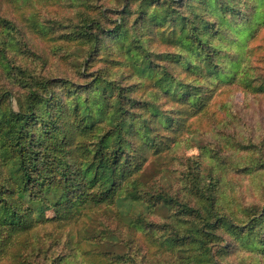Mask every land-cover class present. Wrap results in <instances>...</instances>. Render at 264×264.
Instances as JSON below:
<instances>
[{"label":"trees","instance_id":"1","mask_svg":"<svg viewBox=\"0 0 264 264\" xmlns=\"http://www.w3.org/2000/svg\"><path fill=\"white\" fill-rule=\"evenodd\" d=\"M12 1L32 12L25 18L14 16ZM131 3H137L135 25L139 22L150 31L152 25L171 23L174 41L191 58L186 55L183 58L186 74L183 80L176 82L166 75V85L155 81L166 94V101L171 102L165 104L173 107L171 116L159 108L151 107L150 112L141 99L130 95L128 87H111L105 77H97L94 82L90 78L81 85L82 90L96 87L93 90L96 95L84 99L82 113L78 100L73 107L68 104L73 95L72 82L33 76L21 66L13 65L9 52L18 47L15 35L20 41L25 38L24 27L18 23L28 22L32 33L40 37L48 36L47 29L69 24L70 29L59 34V38L69 47L86 45L91 55L105 38L122 32L127 35L121 12H126ZM210 8L214 11L212 15L217 16L215 24L205 18ZM41 9L52 10L53 27H46L35 18L33 11ZM234 9L230 1L224 0H198L196 4L193 0H0V260L18 246L22 236L43 222L40 219L45 211H52L54 216L43 223L61 228L76 223L88 206L107 207L114 202L117 205L119 197L143 204L148 210L163 206L178 211L183 226L164 242L168 248L183 251L178 264H243L232 260V254L224 250L231 241L226 230H232L236 240L243 241V249L251 247L249 252L255 256L257 251L263 252L264 241L260 237L264 229L263 166L251 157L245 159L232 152L208 154L206 147L187 158L177 156L176 151L181 143L177 133L185 126L189 112L201 117L200 123L202 117L215 115L207 104L212 82L199 81L195 86L186 81L191 74L208 76L210 81L217 79V87H228L236 75H241L239 85L242 83L258 96L264 95V83L250 85L246 81L250 69L241 67L239 74L226 71L220 65L219 51L213 46L223 35V28L233 30V24H255L254 12L249 13L245 23L240 18L234 22L229 18L237 14ZM230 34L236 35L232 31ZM137 44L141 46L138 41ZM239 57V49L234 50L232 59L237 62ZM143 70L138 69L142 73ZM56 83L62 85L60 91L53 88ZM16 85L26 91L24 103L17 110L11 102L7 109H2L1 104L7 98L4 95H10L11 86ZM114 89H117L115 96ZM59 94H66L64 101L57 100ZM156 94L158 91L153 95ZM94 110L109 119L104 128L95 122ZM160 114L168 125L175 126L173 130H167L168 125L162 126L160 121L165 119ZM37 122L41 128L34 129ZM138 124L142 126L138 128ZM225 142L229 144L227 139ZM251 144L254 146L249 138L248 151ZM129 146H134L132 157L133 152H126ZM149 150L158 157L176 156L183 186L175 192L148 184L141 186L142 163L136 162L145 160L140 154ZM241 176L247 177L260 193V206L251 209L236 197L233 180ZM142 219L139 216V222ZM12 255V264H18L21 253L16 250Z\"/></svg>","mask_w":264,"mask_h":264},{"label":"rangeland","instance_id":"2","mask_svg":"<svg viewBox=\"0 0 264 264\" xmlns=\"http://www.w3.org/2000/svg\"><path fill=\"white\" fill-rule=\"evenodd\" d=\"M224 1H230L235 6L234 10L237 14L229 17L233 18L234 22L240 18L242 23H245L250 12H254L256 21L255 24L248 26L233 24V30L223 28L220 40L213 44L219 51L220 65L226 68V71L231 70V73L238 74L243 70L241 67L248 68L250 69L246 80L248 84H262L264 83V0ZM197 2L198 0H193L194 4ZM17 3L12 1L10 4L14 16L25 18L32 12L28 8L18 6ZM136 8L137 3H131L126 12H121L125 16L123 23L127 35H123L122 32L117 36L105 38L98 50L91 55L88 54L89 47L87 48L86 45L69 47L59 38V34H64L63 32L70 29L69 24H62L53 30L47 29L48 36L40 37L32 33L28 22H20L18 24L24 27L25 38L20 41L15 35L18 47L9 52L11 61L13 65L21 66L33 76L50 80L63 78L72 82L73 95L68 99V104L73 107L75 100H78L82 113L86 104L84 99L93 98L96 95L93 92L96 87L89 86L82 90L81 85L86 84L90 78H93L94 82L97 77L108 79L111 87L115 85L128 87L130 95L141 99L142 104L149 106L150 112L152 108H159L163 112L171 113L173 107L165 106L171 102L166 101V94L155 85V81L158 83L162 81L166 85L168 82L166 75L176 82L183 80L186 76L183 71V58L188 53L170 34L171 23L152 25L150 31L139 22L135 25ZM51 12L50 9H41L33 11V14L46 27H53L51 22L55 16ZM209 12L211 15L205 12V18L215 24L218 21L217 16L212 15L214 12L212 8ZM107 25L112 26L108 21ZM231 31L236 35H231ZM236 49L240 52L237 62L232 59L233 51ZM128 52L130 53L127 54ZM140 68L144 69L143 73L138 71ZM240 76L236 75V79H232L234 81L228 87H217V79L210 81L208 76L198 77L197 73L187 78L186 81L194 83L195 86L199 85V81L212 82L207 95L209 96L207 104L211 106L215 115L210 118L202 117L200 123L201 117L189 112L190 117H187L185 126L177 133V140L181 141L176 150L177 156L185 158L196 156L201 147H206L208 154L232 152L245 159L251 157L264 169V95L258 96L245 88L242 83L239 85L237 82ZM101 86L103 84L98 87ZM176 86L171 87V91ZM11 87L12 93L4 95L7 98L1 104L4 110L8 108L9 102L12 108L17 110L25 101V89L17 85ZM53 88L60 91L62 85L56 83ZM155 91H158V94L153 95ZM116 92L117 89H114V96ZM66 94H59L57 100L64 101ZM92 116L95 122L99 123L100 128H104L105 123L109 122L108 118L98 114V110L92 111ZM165 121H160L164 127L169 123L166 119ZM141 126L142 124L137 125L138 128ZM37 127L41 128L40 122L34 124V129ZM174 128L175 126L171 124L167 126V130ZM214 134L219 135L214 136ZM249 138L254 143V146L250 145V151L247 150ZM133 150L134 146H129L126 152ZM154 152L149 150L147 153H141L145 160L138 159L136 162L142 163L139 183L141 186L148 184L153 188H168L175 192L176 188L183 186L179 175L181 167L174 159L176 156L173 154L171 157L163 155L158 157L153 154ZM134 155V152L130 153L131 157ZM233 183L236 187V197L241 204L251 209L260 206V193L247 177L236 178ZM118 199L117 205L114 202L107 207L102 206L103 204L96 207L88 206L76 223L61 228L43 223L44 220L54 216L52 211H45L40 219L43 222L22 236L18 246L12 247L10 254L1 259L0 264H12V253L16 250L21 253L18 264H178L183 251L179 248H168L164 243L166 239L179 233V229L183 226L179 221L178 211L163 206L151 207L148 210L143 204L122 200L121 197ZM139 216L143 218L140 222ZM226 231L231 241L228 240L229 243L227 246L225 244L224 250L227 254H232V260H239L243 264H264L263 247L261 248L263 252L257 251L258 256H255L252 251L249 252L252 250L251 247L243 249L245 247L243 241H237L232 230ZM260 237L264 241V229ZM168 249H172V252Z\"/></svg>","mask_w":264,"mask_h":264}]
</instances>
